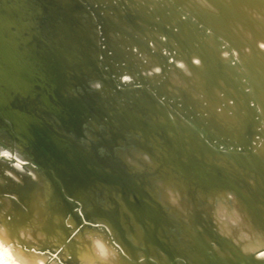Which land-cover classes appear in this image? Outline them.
Instances as JSON below:
<instances>
[{"label": "bare ground", "instance_id": "bare-ground-1", "mask_svg": "<svg viewBox=\"0 0 264 264\" xmlns=\"http://www.w3.org/2000/svg\"><path fill=\"white\" fill-rule=\"evenodd\" d=\"M2 2L21 264H264V0Z\"/></svg>", "mask_w": 264, "mask_h": 264}, {"label": "clouds", "instance_id": "clouds-1", "mask_svg": "<svg viewBox=\"0 0 264 264\" xmlns=\"http://www.w3.org/2000/svg\"><path fill=\"white\" fill-rule=\"evenodd\" d=\"M11 155L12 153L9 149L0 147V157H9ZM259 256L264 258V251L259 252ZM0 264H21L16 254L14 241L6 236L0 237ZM40 264H43V261H40Z\"/></svg>", "mask_w": 264, "mask_h": 264}, {"label": "water", "instance_id": "water-1", "mask_svg": "<svg viewBox=\"0 0 264 264\" xmlns=\"http://www.w3.org/2000/svg\"><path fill=\"white\" fill-rule=\"evenodd\" d=\"M35 3H32V5L30 6V9H32V10H35V9H37V7H36V5H38V4H36V1H34ZM4 5V3L2 2V4H0V7L5 11V12H7L6 11V9H8L7 8V6H3ZM48 9V11L50 10L49 9V7L48 8H46L45 10H47ZM83 25H85V23L83 24ZM83 28V27H82ZM47 32H49V33H53V32H51L50 30H46ZM47 32H44V34L45 35H47L48 37L50 36V35H52V34H47ZM54 35V34H53ZM51 37V36H50ZM114 57H117L116 55H114ZM82 75H77L76 76V78H77V80H80L79 82H81V86H80V88L78 87L77 88V91L79 92V93H83V94H85V93H91V94H94L95 92H96V90H95V85H96V83H95V81L90 77V76H85L83 73H81ZM116 137H118V136H116ZM102 139V138H101ZM99 140L100 142H103V141H105L106 142V140L104 139V140ZM93 148V147H92ZM150 176H151V173L149 172V173H147V174H144V177H146V179H147V182H149L150 181Z\"/></svg>", "mask_w": 264, "mask_h": 264}, {"label": "rangeland", "instance_id": "rangeland-1", "mask_svg": "<svg viewBox=\"0 0 264 264\" xmlns=\"http://www.w3.org/2000/svg\"><path fill=\"white\" fill-rule=\"evenodd\" d=\"M194 13H196V10H194ZM166 15L168 16V13ZM208 30H210V27H208ZM203 31H204L203 29H199L198 30V33H203ZM219 48H222V47L220 46ZM244 49H248V46L247 47H244ZM172 60H174V58H172ZM3 81H6V83L8 85L7 88H17L21 83H24L25 84V82L23 81V79L19 75H16V76H13V77L12 76L11 77L8 76V78H5ZM142 184H144V183H142ZM138 261H139V263L142 262L141 259H138L137 262Z\"/></svg>", "mask_w": 264, "mask_h": 264}]
</instances>
